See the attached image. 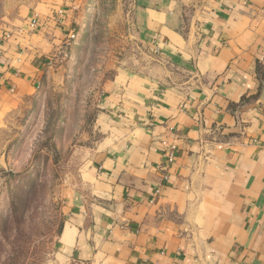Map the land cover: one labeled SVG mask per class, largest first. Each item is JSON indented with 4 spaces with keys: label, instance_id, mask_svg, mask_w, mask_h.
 Returning a JSON list of instances; mask_svg holds the SVG:
<instances>
[{
    "label": "crops",
    "instance_id": "crops-1",
    "mask_svg": "<svg viewBox=\"0 0 264 264\" xmlns=\"http://www.w3.org/2000/svg\"><path fill=\"white\" fill-rule=\"evenodd\" d=\"M62 4L5 12L0 140L75 30L80 0ZM131 13L158 66L122 69L106 83L98 138L74 155L55 256L264 264V0H206L193 11L181 0H133ZM4 161L0 143V170Z\"/></svg>",
    "mask_w": 264,
    "mask_h": 264
},
{
    "label": "rangeland",
    "instance_id": "rangeland-1",
    "mask_svg": "<svg viewBox=\"0 0 264 264\" xmlns=\"http://www.w3.org/2000/svg\"><path fill=\"white\" fill-rule=\"evenodd\" d=\"M64 1L0 0V41L10 33L5 12ZM181 1L193 11L206 0ZM80 7L68 42L48 58L41 87L3 128L0 264H61L55 250L62 197L74 155L98 138L95 116L105 85L122 69L158 66L133 33V0H80Z\"/></svg>",
    "mask_w": 264,
    "mask_h": 264
},
{
    "label": "built area",
    "instance_id": "built-area-1",
    "mask_svg": "<svg viewBox=\"0 0 264 264\" xmlns=\"http://www.w3.org/2000/svg\"><path fill=\"white\" fill-rule=\"evenodd\" d=\"M56 14H59V15L61 16V14H62V10H61V9L57 10ZM29 24H30V27H32V28H36V27H38V20H37V18H33V19H31L30 22H29ZM8 37H9V33L5 34V36H4L3 39H6V38H8ZM68 38H69V37H68ZM58 51H59V50H58ZM58 51H57V52H58ZM48 60H49V59H48ZM48 60H47L46 63H48ZM174 151H175V147H174V146H170V147L168 148V151L164 153L165 158H166L168 161L173 160Z\"/></svg>",
    "mask_w": 264,
    "mask_h": 264
}]
</instances>
